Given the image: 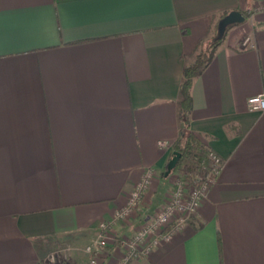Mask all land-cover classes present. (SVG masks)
Returning a JSON list of instances; mask_svg holds the SVG:
<instances>
[{
  "label": "crops",
  "instance_id": "0c3cea01",
  "mask_svg": "<svg viewBox=\"0 0 264 264\" xmlns=\"http://www.w3.org/2000/svg\"><path fill=\"white\" fill-rule=\"evenodd\" d=\"M260 1L0 0V264H86L80 244L148 168L160 177L118 235L163 205L184 69L220 16L246 11L191 92L190 129L221 174L185 231L131 264H264V112L248 107L264 95ZM120 259L114 243L99 264Z\"/></svg>",
  "mask_w": 264,
  "mask_h": 264
},
{
  "label": "built area",
  "instance_id": "2783aa9c",
  "mask_svg": "<svg viewBox=\"0 0 264 264\" xmlns=\"http://www.w3.org/2000/svg\"><path fill=\"white\" fill-rule=\"evenodd\" d=\"M261 10L264 11V2ZM245 44L253 47L250 38L245 40ZM248 107L251 111L264 112V95L249 98ZM160 146L168 148L165 142H161ZM222 168L221 156L210 151L206 173L199 185L188 181L181 173H171L167 177L170 188L163 205L155 213L147 214L145 222L134 230L133 235L120 237L116 230L117 223H129L138 218L146 192L160 177L154 168L146 169L142 179L128 196L126 204L116 211L114 219L101 222L95 236L85 245L87 264H99L110 244L117 243L121 251L118 264H131L136 258L148 257L161 244L170 243L198 217L201 206L210 188L217 182ZM51 259L54 260L55 257Z\"/></svg>",
  "mask_w": 264,
  "mask_h": 264
},
{
  "label": "trees",
  "instance_id": "16d2710c",
  "mask_svg": "<svg viewBox=\"0 0 264 264\" xmlns=\"http://www.w3.org/2000/svg\"><path fill=\"white\" fill-rule=\"evenodd\" d=\"M253 11L244 12V16L249 18ZM227 14L220 16L219 21ZM233 26H230V30ZM226 33L223 37L214 33L207 42H203L196 55L195 63L186 66L184 69V78L180 88V111L179 120L181 125V134L179 141L175 144L174 153L181 154L180 161L172 173L183 174L188 181L199 185L205 176V168L208 162L210 150L199 140V138L190 129L191 113L193 109L192 87L195 77L200 75L213 61L216 51L224 44Z\"/></svg>",
  "mask_w": 264,
  "mask_h": 264
},
{
  "label": "water",
  "instance_id": "95a60500",
  "mask_svg": "<svg viewBox=\"0 0 264 264\" xmlns=\"http://www.w3.org/2000/svg\"><path fill=\"white\" fill-rule=\"evenodd\" d=\"M245 16L240 12H232L231 14L225 16L220 22H219V36L223 37L227 31V29L235 24H239L245 21ZM181 158V154L178 152L174 153V157L169 162V165L167 167V170L165 172V176L168 177L172 171L177 167L179 161Z\"/></svg>",
  "mask_w": 264,
  "mask_h": 264
},
{
  "label": "rangeland",
  "instance_id": "374dc122",
  "mask_svg": "<svg viewBox=\"0 0 264 264\" xmlns=\"http://www.w3.org/2000/svg\"><path fill=\"white\" fill-rule=\"evenodd\" d=\"M264 2V1H263ZM263 2H262V0L257 4V6L255 7V9H254V12L256 13V12H260V11H262L261 10V5L263 4ZM85 243L82 245V244H80V247H85ZM70 246L69 245H67V246H64V247H59L58 248V250H61L62 252H60V253H64L65 251H67V249L69 248ZM63 248V249H62ZM64 251V252H63ZM87 264V263H86Z\"/></svg>",
  "mask_w": 264,
  "mask_h": 264
}]
</instances>
